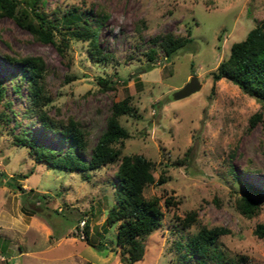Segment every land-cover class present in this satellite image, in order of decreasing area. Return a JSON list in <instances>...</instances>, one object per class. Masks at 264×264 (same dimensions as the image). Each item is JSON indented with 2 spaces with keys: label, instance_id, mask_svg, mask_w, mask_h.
I'll use <instances>...</instances> for the list:
<instances>
[{
  "label": "rangeland",
  "instance_id": "1",
  "mask_svg": "<svg viewBox=\"0 0 264 264\" xmlns=\"http://www.w3.org/2000/svg\"><path fill=\"white\" fill-rule=\"evenodd\" d=\"M40 8L59 24L64 13L71 16L69 10L84 16L90 8L95 15L90 17H108L101 21L99 51L93 54L86 41L65 35L60 50L58 31L56 43L41 42L0 15V79L10 102H0V264H191L196 256L184 259L175 241L186 243L201 227L215 226L228 229L217 245L233 264H264V238L253 233L264 222V199L251 217L237 208L245 181L264 187V104L230 80L211 76L231 44L264 21V0H42ZM167 35L191 39L166 56L161 40ZM4 54L42 57L49 98L42 109L55 122L79 121L87 136L85 158L111 104L128 97L134 111L119 116L129 132L121 155L143 154L155 163V179L164 177L143 190L147 198L159 197L163 217L144 237L140 260L127 263L120 254L115 242L120 220L105 223L116 200L119 160L90 170L84 179L78 171L34 161L27 147L14 143V134L23 131L48 147L67 146L42 125L26 81L20 80L18 93L11 89L20 70ZM193 75L201 87L173 98ZM256 111L261 120L250 125ZM168 196L177 204L166 206ZM191 209L196 220L184 226L180 218ZM84 221L90 244L83 238Z\"/></svg>",
  "mask_w": 264,
  "mask_h": 264
},
{
  "label": "trees",
  "instance_id": "2",
  "mask_svg": "<svg viewBox=\"0 0 264 264\" xmlns=\"http://www.w3.org/2000/svg\"><path fill=\"white\" fill-rule=\"evenodd\" d=\"M42 0H0V15L12 17L17 24L31 32L34 39L41 42L56 43L55 32L58 31L62 40L57 47L61 50L65 45V35L86 41L91 53H98V29L101 21L107 19L108 14L104 13L95 18L92 10H86V14L74 13L69 10L62 15L60 24L48 18L40 8ZM23 3V5H22ZM20 4L22 6H20ZM57 16V15H56ZM94 20V23L91 22ZM65 31H62L61 29ZM187 38H172L165 36L161 40L162 49L166 56L173 50L189 41ZM154 48L149 50V59H152ZM2 58L20 70L17 81L11 84V89L19 92L20 80L26 81L29 88V100L32 106L40 109L42 125L59 133L60 139L67 143L64 150L48 147L39 143L36 136L25 134L23 131L14 134V143L28 148L32 159L36 162H44L52 167L78 171L84 179L89 178V171L100 166L118 161L115 172L116 177V200L108 208L105 223L113 225L120 220L116 232V244L119 252L127 263L140 260L144 254L143 239L152 231L157 229L162 221L163 210L158 196L145 197L143 190L145 186L153 182H163L161 174L155 179V163L140 153L122 154L121 148L124 139L129 136L128 130L120 123L119 116L131 114L134 111L129 103L128 97L114 101L111 104L110 113L106 117L104 129L90 146L89 155L83 157L88 150L86 131L79 121L69 117L67 121L55 122L50 119L42 109L48 101L44 92L45 63L41 56L37 55H9L4 54ZM213 80L226 78L237 85L242 92L264 104V21H258L254 27L248 30L245 37L234 41L230 46L229 54L220 60L216 69L211 72ZM99 81L106 84L108 79L99 78ZM7 86L0 79V102L10 103L6 99ZM6 101V102H5ZM262 112L256 111L249 117V124L253 125L261 120ZM1 173V172H0ZM12 183V178L10 182ZM15 185L22 189L19 182ZM32 189V188H30ZM42 195H47L44 192ZM264 199V187L245 181L244 193L237 200V208L243 215L251 217L258 213L260 202ZM166 206L177 204L173 196H168L164 201ZM197 217L195 209L186 212L180 218L184 226L192 224ZM83 238L90 244L89 223L84 221L82 226ZM228 232V229L215 227H201L196 233L189 237L186 243L181 240L175 241L176 250L181 252L185 258L196 256L191 264H233L234 261L227 257L223 250L218 248L217 238L219 235ZM253 233L264 238V222H257ZM184 249V251H183Z\"/></svg>",
  "mask_w": 264,
  "mask_h": 264
},
{
  "label": "water",
  "instance_id": "3",
  "mask_svg": "<svg viewBox=\"0 0 264 264\" xmlns=\"http://www.w3.org/2000/svg\"><path fill=\"white\" fill-rule=\"evenodd\" d=\"M201 87V82L196 76H191L188 81L185 82L183 86L176 89L173 92V98H183L190 95L191 93L197 91Z\"/></svg>",
  "mask_w": 264,
  "mask_h": 264
}]
</instances>
